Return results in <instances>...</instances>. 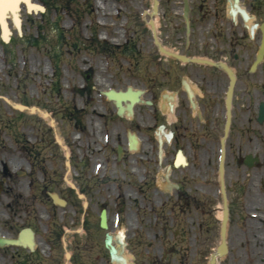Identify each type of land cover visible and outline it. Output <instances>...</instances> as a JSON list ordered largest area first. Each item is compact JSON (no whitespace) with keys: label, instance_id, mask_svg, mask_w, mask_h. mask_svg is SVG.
Segmentation results:
<instances>
[{"label":"rangeland","instance_id":"obj_1","mask_svg":"<svg viewBox=\"0 0 264 264\" xmlns=\"http://www.w3.org/2000/svg\"><path fill=\"white\" fill-rule=\"evenodd\" d=\"M34 1L46 7L45 14L22 9L21 32L7 19L9 42L2 40L0 29V232L14 236L23 226L37 228L38 237L47 242L38 250L47 264H208L220 244L218 164L224 121L221 113H175L166 96L179 88L181 79L192 80L195 100L202 96L201 76L221 72L159 54L145 25L138 26L135 19L132 23L134 13L149 9L153 0ZM157 20L158 38L168 49L231 63L239 72L235 132L226 141L225 187L229 204H247L248 193L259 186L248 181L242 166L237 173L235 165L238 157L253 152L246 135L254 98L264 100V64L250 74L253 47H198L199 40L185 47L182 32L166 30L163 12ZM96 37L115 47V56L88 50V41ZM214 37H203L205 44L229 43L225 34L216 42ZM252 37L239 38L240 43H257L259 37ZM130 86L145 90L144 101L153 105H138L134 119L118 118L103 92ZM20 104L28 111H19ZM79 110L83 130L68 121ZM129 133L140 139L135 151L127 142ZM171 133L176 141L168 138ZM118 145L124 147L121 159ZM180 152L185 166L175 165ZM69 181L85 192L89 206L84 227H94L93 233L78 229L81 201ZM49 193L59 194L68 206L53 205ZM103 209L109 211V227L102 231ZM199 225L207 227V240ZM108 234L115 255L105 245ZM229 249L249 250L250 244L232 237ZM67 253L72 255L68 261ZM5 259L6 264L16 262Z\"/></svg>","mask_w":264,"mask_h":264},{"label":"flooded vegetation","instance_id":"obj_2","mask_svg":"<svg viewBox=\"0 0 264 264\" xmlns=\"http://www.w3.org/2000/svg\"><path fill=\"white\" fill-rule=\"evenodd\" d=\"M188 4L189 43H185V47H193L198 40V47H228L234 49H239V47H253V59H256L258 48L260 47L259 42L241 44L239 38L245 40L248 37V40L252 41L254 39L252 35L261 38L264 34V26H262L264 24V0H188ZM160 6L165 21L164 26L166 30H169V34L170 31H177L178 34L182 32L181 34L186 36L188 33L184 16V0H161ZM133 19L140 23H143L144 20L142 16H136ZM167 19L172 20L173 23H168ZM142 23L138 24V26H142ZM169 25L172 27L170 28ZM167 34L168 32H166ZM222 34L230 37L227 45L216 42ZM208 35L217 36L214 37L216 43L213 46L205 44L203 37ZM196 37H201L203 40L200 38L196 40ZM234 58L237 60L239 56H234ZM249 59L250 56L248 55L245 59V68L248 66ZM238 62L239 67H242L240 65V59ZM217 70L221 74H216L210 78L209 75L207 76L205 74L201 76L200 91L202 96L199 95L195 100L190 97L189 91L184 87V81L181 79L179 88L170 98V105L174 112H178L179 114L183 113L187 116L188 113L196 110L197 114L200 113L202 117L210 116L211 114L219 115L221 113L223 121L225 122L226 93L229 88V78L222 70L219 68ZM235 71L238 82L239 72L237 69ZM176 72L178 70L174 73ZM261 74V88L264 92L263 70ZM237 87L238 83L234 91L233 108L236 104ZM263 102L264 100L257 101L254 98V107L250 112L246 135L249 146L253 148L252 155L254 158H258L259 162L253 161L252 166L247 167L245 164L246 155H243L242 159L238 157L235 165L237 173L239 172V167L242 166L246 173H248V177L246 176L248 181L250 180V183L258 185L259 187L248 193V196H250L249 203L230 205V221L227 231L228 242L234 237L237 242L249 243L250 249L228 252L223 258L217 259L218 264H264V120L260 121L261 104ZM238 109L240 110L239 107ZM233 116H236V113H233ZM232 132H235V130H232ZM172 139L173 141L177 140L176 133H173ZM230 141L232 142L233 139H230ZM26 228L31 229L35 234L36 245L34 251L24 247L0 248L1 254L6 253L0 255L3 261L1 264H6L5 256L10 258V260L13 259V263L16 261L15 264H47L48 260L43 258V252H38L41 243L47 244V242L38 237L37 228L28 225L23 226L18 234L14 235V238H18L19 233ZM199 228L201 230V237L204 236V239L207 240V227L205 225H199ZM231 228H234L233 232H231ZM8 249H12V251ZM33 255L36 256V261H33ZM228 257L229 259H227ZM212 261L213 257H211L208 264H212Z\"/></svg>","mask_w":264,"mask_h":264},{"label":"water","instance_id":"obj_3","mask_svg":"<svg viewBox=\"0 0 264 264\" xmlns=\"http://www.w3.org/2000/svg\"><path fill=\"white\" fill-rule=\"evenodd\" d=\"M155 3H156V5L154 6V14L157 13V3H158L157 0H155ZM150 25H151V27L153 29V32H154L155 42L159 45V50H160V52L162 54H165V55L170 56V57L177 58V59L181 60L184 63L195 62V63H199V64L215 65L214 63L208 62L206 60H202V59H188V58H186L184 56H179L177 54H173V53L168 52L162 46H160V44L158 43L156 35H155L154 23L152 21L150 22ZM263 45H264V39L262 41V46ZM260 52H261V58H262L264 56V47L261 48ZM255 65H254V67H255ZM221 67L231 77V86H230V90H229V93H228V107L230 108L232 91H233V86H234V82H235V77L233 76L232 71L226 65L221 64ZM138 94H140V93H138ZM105 95L109 99L114 100L116 102V105H117V108H118V111H119L120 115H123L125 111H128V116H132L133 115V106H134V104L136 102H138V98H137V95L135 96V94L132 93L131 89H129L128 93H123V92L116 93L114 91H110V92H106ZM127 99L131 100V104L127 107V109H125L122 106V102L126 101ZM20 109H24V108L20 107ZM230 118H231V115H230V111H229V113H228V121H227V126H226V134H227L228 129H229ZM263 118H264V111H263L262 119ZM134 144L136 145V141H135ZM118 152H119V155L122 154V147L121 146L118 147ZM224 156H225V152L223 150L222 151V155H221L220 165H219L221 187H222V192H223V195H224V212H223V223H222V243H221V245L218 248V255H220V256H222L224 253H226L228 251L227 250V243H226V226H227V222H228V207H227V198H226V193H225V188H224V179H223V177H224V163H223L224 162ZM251 161H252L251 156H248L247 157V164L248 165L251 164ZM52 197L54 199V202H56V203H58V204H60L62 206L66 205V202L59 201L57 199V196H52ZM81 197H83V196H81ZM101 219H102V227L106 228L107 227V225H106L107 212L106 211H103ZM31 237H32V234H31ZM20 244L25 245L26 243L24 241H22L21 239L20 240H11V239H6V238L0 237V246L20 245Z\"/></svg>","mask_w":264,"mask_h":264},{"label":"bare ground","instance_id":"obj_4","mask_svg":"<svg viewBox=\"0 0 264 264\" xmlns=\"http://www.w3.org/2000/svg\"><path fill=\"white\" fill-rule=\"evenodd\" d=\"M24 3L26 5L27 10L29 11H37L38 7L33 5L31 3V0H0V28L1 31L3 33V36L6 40H8L10 34H9V26L7 23V16L11 15L12 20L15 24V26L20 30V20H19V16L13 11V7L16 5L18 6L19 4ZM101 3H103V1L101 0ZM13 11V12H12ZM156 26L158 27V22L156 21ZM138 144L140 142V139L137 138ZM130 143V141H128V144ZM187 163V159L184 156L183 153L179 154L177 157V161L176 164L177 166L183 165L185 166ZM221 217V214H220Z\"/></svg>","mask_w":264,"mask_h":264},{"label":"trees","instance_id":"obj_5","mask_svg":"<svg viewBox=\"0 0 264 264\" xmlns=\"http://www.w3.org/2000/svg\"><path fill=\"white\" fill-rule=\"evenodd\" d=\"M103 48V47H102ZM104 50V49H103ZM68 120L69 121H72L73 119H72V116H70V115H68Z\"/></svg>","mask_w":264,"mask_h":264}]
</instances>
